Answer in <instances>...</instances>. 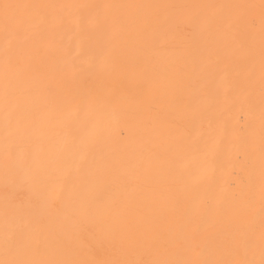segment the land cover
Instances as JSON below:
<instances>
[{"label":"bare ground","instance_id":"6f19581e","mask_svg":"<svg viewBox=\"0 0 264 264\" xmlns=\"http://www.w3.org/2000/svg\"><path fill=\"white\" fill-rule=\"evenodd\" d=\"M0 264H264V0H0Z\"/></svg>","mask_w":264,"mask_h":264}]
</instances>
